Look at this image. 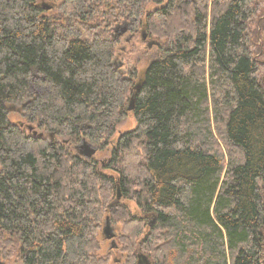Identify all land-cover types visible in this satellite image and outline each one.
<instances>
[{
  "label": "trees",
  "instance_id": "obj_1",
  "mask_svg": "<svg viewBox=\"0 0 264 264\" xmlns=\"http://www.w3.org/2000/svg\"><path fill=\"white\" fill-rule=\"evenodd\" d=\"M57 1L0 0V264H264V0Z\"/></svg>",
  "mask_w": 264,
  "mask_h": 264
},
{
  "label": "rangeland",
  "instance_id": "obj_2",
  "mask_svg": "<svg viewBox=\"0 0 264 264\" xmlns=\"http://www.w3.org/2000/svg\"><path fill=\"white\" fill-rule=\"evenodd\" d=\"M46 1H48L49 3H55V4L59 3L57 0H46ZM123 25H126V26L128 25L130 28H132L131 23H127ZM130 28L128 29V31H125V32H123L122 30L123 28H118L114 32V36L116 38L115 41H116V44L119 50L115 62H116L117 68L123 74L127 73L133 66H135L138 72L137 73V81H138L140 76L144 74L148 65L152 61L160 59L163 54L160 49H156V48L148 49L146 44L142 42L140 34L136 33ZM132 47H135L137 49V53L132 56L133 57L132 65L130 66L124 65L120 68L119 66H120V63L122 62V55H121L122 50L124 49L125 52L129 53L132 50ZM11 111L12 112L10 113V119L12 122H21V121L26 122V113L23 112V108L21 105H15V106L13 105L11 108ZM136 126H137V121H136L135 116L133 114H129L127 118L122 123H120V125L117 127V131L114 134L113 138L117 139L121 133L130 131L134 129ZM82 143L73 144L71 146L72 150L78 154V150L76 149V147ZM88 143L91 146V148L98 149L95 159L101 162L105 160L108 161L111 150H112L111 144L110 146L102 149L99 147V145H96L90 142ZM113 227H114V231L118 234L119 228L117 227V225L113 224ZM108 247H109V241H106L104 243L103 249H107ZM117 257H121V256L118 253H115V258ZM8 264H23V263L22 262H9Z\"/></svg>",
  "mask_w": 264,
  "mask_h": 264
},
{
  "label": "water",
  "instance_id": "obj_3",
  "mask_svg": "<svg viewBox=\"0 0 264 264\" xmlns=\"http://www.w3.org/2000/svg\"><path fill=\"white\" fill-rule=\"evenodd\" d=\"M43 7L46 10L50 9V6H48V4H44ZM122 30H123V32H125L126 28H124ZM142 37H143V40L146 41L147 46L150 49L159 44L158 41L148 39L147 34H144ZM138 86H139V84L135 87V90L138 89ZM125 109L127 112L134 111V109H135V94H132L130 101L128 102ZM28 128H29V130L33 129L32 126H28ZM82 142L83 143L81 145H79V147L82 148V151L80 150V153L82 154V156L87 157V158H92L93 156H95L98 149L97 148H91V146L89 145V143L86 140H84ZM120 199H121V193H120V191H118L117 203L120 201ZM114 206H115V204L110 206V207L114 208ZM154 223H155V220L151 221L150 225L152 226ZM103 236L106 240H110L112 242V244L110 245V248H112V249L118 248L117 241H116L117 233L114 231V227H113L109 217L106 218V221H105V224L103 227ZM137 257H138L137 264H150L149 258L147 256H145L144 254H138Z\"/></svg>",
  "mask_w": 264,
  "mask_h": 264
},
{
  "label": "flooded vegetation",
  "instance_id": "obj_4",
  "mask_svg": "<svg viewBox=\"0 0 264 264\" xmlns=\"http://www.w3.org/2000/svg\"><path fill=\"white\" fill-rule=\"evenodd\" d=\"M128 26V25H127ZM130 27L128 26V29H129ZM131 29V28H130ZM80 143H82V141L80 142ZM81 145V144H80ZM76 149L79 151L78 153L82 156V154L80 153V150L82 151V148L81 147H79V145L76 147ZM107 241H109V246L112 244V242L110 241V240H107Z\"/></svg>",
  "mask_w": 264,
  "mask_h": 264
},
{
  "label": "bare ground",
  "instance_id": "obj_5",
  "mask_svg": "<svg viewBox=\"0 0 264 264\" xmlns=\"http://www.w3.org/2000/svg\"><path fill=\"white\" fill-rule=\"evenodd\" d=\"M138 73V72H137ZM136 77V76H135ZM136 79V78H135ZM144 82V81H143Z\"/></svg>",
  "mask_w": 264,
  "mask_h": 264
}]
</instances>
